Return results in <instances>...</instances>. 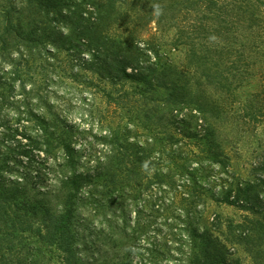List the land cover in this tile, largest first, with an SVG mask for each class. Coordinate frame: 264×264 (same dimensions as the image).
<instances>
[{
  "label": "rangeland",
  "instance_id": "obj_1",
  "mask_svg": "<svg viewBox=\"0 0 264 264\" xmlns=\"http://www.w3.org/2000/svg\"><path fill=\"white\" fill-rule=\"evenodd\" d=\"M39 1L46 0H0V35L4 10H10L15 25L20 23L29 37H39L38 41L0 49V162L4 187L26 186L32 193L43 191L50 205H57L54 189L70 167L64 165L61 148L49 150L41 143L45 125L57 127L58 133L66 125L74 127L77 169L82 175L96 171L97 160L106 159L111 149L109 140L118 127L122 133L128 132L130 141L144 147L147 141L154 143L155 137H160L162 145L174 141L165 146L162 159L158 158L157 148L152 168L138 165L140 175H132L126 193L116 191V202L106 193L101 194L105 185L102 180L93 179L98 181L94 186L83 180L74 217L81 262L179 264L188 244L183 234L174 235L182 232L180 227L186 224L183 219L192 210V220L200 218V225L225 243L230 258L242 264H257L234 233H248L246 227L256 225L258 220L264 224V3L256 9L262 32L242 30L233 40L236 57L224 53L221 69L226 74L239 69L231 81L239 88L229 94L194 76L187 65L189 46L177 41L168 14L159 24L140 21L137 40L141 54L136 56L140 63H173L202 81L210 100L219 106L215 116L209 113L205 121L189 116L183 124L178 120L182 115L175 116L178 111L163 120L156 115L148 118L143 111L145 99L140 83L134 78H112L103 64L102 52L69 31L68 22L58 11L66 13L74 0H63V4L51 8ZM187 15L179 13L178 23L193 19L194 14ZM255 45L260 47L257 52L252 48ZM233 60L237 62L231 64ZM182 114L186 116L187 112ZM209 124L215 136L202 138ZM128 161L137 167L134 158ZM6 162L8 166H4ZM249 186L252 188L244 191ZM90 187L96 199L91 195L87 198ZM228 192L232 199L240 194L234 205L217 200ZM53 252L52 263L60 264V252Z\"/></svg>",
  "mask_w": 264,
  "mask_h": 264
},
{
  "label": "trees",
  "instance_id": "obj_2",
  "mask_svg": "<svg viewBox=\"0 0 264 264\" xmlns=\"http://www.w3.org/2000/svg\"><path fill=\"white\" fill-rule=\"evenodd\" d=\"M68 2L64 1L65 4ZM39 3L51 8L58 3L63 4V0ZM262 3L264 0H74L66 13L59 10L58 15L68 22L70 32L85 39L94 50L102 52L103 64L112 78H134L140 83L143 87L141 95L145 99L143 111L148 118L156 115L159 120H163L167 114L170 118L174 116V111H178L176 118L182 115L178 120L185 124L189 116H199L205 121L209 113L215 116V112H219L218 104L210 100L203 84H211L216 90L228 94L239 88V85L234 86L231 82L232 78H236L235 71L239 69L233 68L234 72L227 74L221 69L224 53L236 57L233 55V40L242 30H248L251 34L262 32L264 26L256 10ZM4 12L0 49L8 48L10 44L15 46L18 42L39 40L33 35L29 37L20 23L15 25L10 10ZM179 13L194 14L193 19L179 24ZM166 14L177 31V41L189 46L187 65L195 73L194 76L205 81L203 84L173 63L143 65L136 57L141 54L137 40L140 21L145 20V25L151 21L159 24ZM61 35L68 36L64 32ZM252 48L257 52L260 47L255 45ZM236 62L233 60L231 64ZM184 111L188 118L187 114H182ZM205 127L202 138L211 139L215 136L211 124ZM73 128L66 125L58 133L57 127L45 125L43 130L41 143L49 150L61 148L65 155L64 165L70 167V172L60 179L54 189V197L58 199L55 207L50 205L43 191L32 193L26 186L4 187L1 182L3 165L0 162V264H53L50 255L56 250L60 252V264H83L77 251L74 226L76 200L83 180L93 186L98 182L93 179L102 180L105 185L101 194L106 193L116 202V191L126 193L132 175H140L138 165L152 168L156 164L153 158L157 148H160L158 158L162 159L165 146L175 143L168 140L162 145L158 141L160 137H155L154 143L147 141L148 145L144 147L138 141H130L126 134L128 132L122 133V128L118 127L112 132L109 140L111 149L105 155L106 159L97 160L96 171L82 175L77 169ZM129 158H134L137 167L130 166ZM7 163L4 166H8ZM251 188L249 186L244 191ZM90 195L97 198L92 191L87 198ZM239 195L232 199L231 192H228L217 200L234 205L240 199ZM190 212L183 219L186 224L180 227L182 232L174 235L183 234L188 244V251L181 254L179 264H242L239 259L230 258L225 243L211 229L201 226L200 218L192 220ZM255 223L252 227H246L248 233L242 230L234 234L247 246V251L256 259V263L262 264L259 258L264 260V224L260 220Z\"/></svg>",
  "mask_w": 264,
  "mask_h": 264
}]
</instances>
